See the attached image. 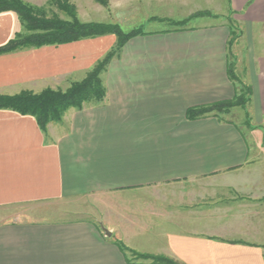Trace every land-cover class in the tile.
Returning <instances> with one entry per match:
<instances>
[{
	"label": "crops",
	"instance_id": "crops-1",
	"mask_svg": "<svg viewBox=\"0 0 264 264\" xmlns=\"http://www.w3.org/2000/svg\"><path fill=\"white\" fill-rule=\"evenodd\" d=\"M69 1L81 22L109 18L94 0ZM151 1L125 0L133 3L126 22L191 14L181 11L186 0H154L177 10L150 14ZM228 4L250 36L264 30V0ZM21 28L15 13H0V47ZM228 28L142 31L101 73L103 100L68 109L45 132L33 117L0 109V264H154L128 251L178 264H264V192H196L200 181L226 179L250 161L236 125L215 113L187 118L190 108L230 101L237 92L228 76ZM113 40L102 35L0 54V95L65 90ZM251 48L250 103L259 119L264 50ZM98 195L97 220L80 201ZM32 204L39 205L26 211L32 219H11Z\"/></svg>",
	"mask_w": 264,
	"mask_h": 264
},
{
	"label": "trees",
	"instance_id": "trees-1",
	"mask_svg": "<svg viewBox=\"0 0 264 264\" xmlns=\"http://www.w3.org/2000/svg\"><path fill=\"white\" fill-rule=\"evenodd\" d=\"M96 1L103 5L106 4L105 0ZM48 5L63 12L67 19L60 18L55 13L48 16L45 8L32 5L23 0H0V13H15L23 29L22 32L15 33L5 45L0 47V54L25 48L61 45L112 33L116 35L117 40L113 52L112 50L107 52L95 63L82 80L71 82L65 90L46 88L38 93L21 91L14 95H0V109H7L20 115L33 117L43 132L46 131L49 123L60 121L68 109H81L86 102L102 101L105 96V89L101 82V73L104 72L111 58H116L119 55L122 45L132 37L143 33L139 29L122 32L115 25L81 22L77 18L75 5L69 0H49ZM184 21L177 22V24H184ZM229 65V79L236 82L237 79ZM245 93L247 96L251 95V89L248 87L245 92L243 90L241 92L237 91L230 101L226 100L202 107L190 108L187 110V118L193 119V117L196 118L208 113H227L233 107H242L246 101L243 96ZM128 252L135 259H149L154 264H178L162 256L148 257L132 251Z\"/></svg>",
	"mask_w": 264,
	"mask_h": 264
},
{
	"label": "rangeland",
	"instance_id": "rangeland-1",
	"mask_svg": "<svg viewBox=\"0 0 264 264\" xmlns=\"http://www.w3.org/2000/svg\"><path fill=\"white\" fill-rule=\"evenodd\" d=\"M94 1L105 10V13L102 14L109 17L104 20L107 22H100L98 20L95 22L109 24L112 26L115 25L122 32H129L133 29H139L141 31H158L163 29L174 30L196 25L228 26V29H230L231 32L229 40L230 43L228 46L229 66H231L233 75L237 79L236 82L233 81L237 89L236 91L241 92L243 90V92H245V89L248 87L251 89V85L249 84L250 80L248 78L249 59L251 58L250 54L252 51L251 45H254L256 52H258L259 49L264 50V30L254 29L252 30V36H250L248 28H245V26L242 25L233 15L229 7L228 0H186L188 1V4L186 3L187 5L185 7L182 6L181 11H190L191 14L189 17L181 20H171L167 18L160 19L159 17H156L160 14L159 13L158 15H150L147 22H144V25L142 26H138V24H140L139 22H126L125 20L131 15L130 12L128 13V10L133 7V3L130 2L126 4L124 2L125 0H112L111 7L108 0H105V5L98 3L96 0ZM32 2V5L45 8L48 16L51 15V13H55L60 18L67 19V16L63 12L48 5L49 0H32ZM139 8L141 7L139 6ZM144 8L145 6L142 7V9ZM149 8L151 9L150 14H152V10L156 11L157 9H164L162 11H165L166 13L170 9L177 10V7L172 6L171 2L164 5V7H161V5H158L154 0L149 3ZM183 20H185L184 24H177V22L179 23ZM22 31L23 29L21 28L20 32ZM108 35L113 36L114 40L112 46L107 50V52L111 50L113 52L116 47L117 37L113 33L103 36ZM243 96L246 101L242 107H233L227 113L219 112L218 114L219 117L236 125L240 133L245 137L250 151V161L245 164L247 165V169L245 171L233 172L229 174L226 176L227 180L224 178H211L205 181H200L202 186L200 187L199 184L196 192L200 191L199 189L204 190V188L207 190L206 192H264V118L262 117L258 119L254 115L252 104L250 103L252 102L251 95L247 96L245 93ZM262 195H264V193ZM100 197L102 196L98 195L86 199L84 198L80 201V206L82 209L89 210L88 214L92 219L98 220L100 217L99 210L97 209L98 207H96V204L99 205L100 203ZM38 206L39 205L37 204L22 206L24 211L20 214L15 213L11 219H32L34 216L29 215L26 211L35 210ZM261 210L263 213L264 208Z\"/></svg>",
	"mask_w": 264,
	"mask_h": 264
},
{
	"label": "water",
	"instance_id": "water-1",
	"mask_svg": "<svg viewBox=\"0 0 264 264\" xmlns=\"http://www.w3.org/2000/svg\"><path fill=\"white\" fill-rule=\"evenodd\" d=\"M104 230V234H106L107 236H109L110 235V233L108 232V230H106V229H103Z\"/></svg>",
	"mask_w": 264,
	"mask_h": 264
}]
</instances>
